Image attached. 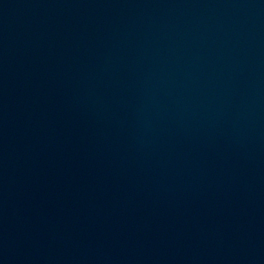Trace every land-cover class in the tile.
<instances>
[{
	"label": "water",
	"instance_id": "1",
	"mask_svg": "<svg viewBox=\"0 0 264 264\" xmlns=\"http://www.w3.org/2000/svg\"><path fill=\"white\" fill-rule=\"evenodd\" d=\"M199 264H264V0H254L217 141Z\"/></svg>",
	"mask_w": 264,
	"mask_h": 264
}]
</instances>
